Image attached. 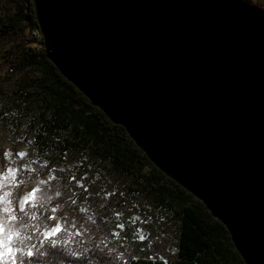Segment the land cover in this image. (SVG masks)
Instances as JSON below:
<instances>
[{"label":"water","instance_id":"obj_1","mask_svg":"<svg viewBox=\"0 0 264 264\" xmlns=\"http://www.w3.org/2000/svg\"><path fill=\"white\" fill-rule=\"evenodd\" d=\"M45 54L264 264V8L33 0Z\"/></svg>","mask_w":264,"mask_h":264},{"label":"trees","instance_id":"obj_2","mask_svg":"<svg viewBox=\"0 0 264 264\" xmlns=\"http://www.w3.org/2000/svg\"><path fill=\"white\" fill-rule=\"evenodd\" d=\"M0 55L5 56V65L12 70L36 67L41 71L37 82L25 76L21 85L36 83L43 87V109L36 113L29 104L25 108L32 112L30 150L37 148L45 159L29 167H14L22 169L18 175L25 179L24 184L54 174L43 189L53 199L43 209H34L38 220L33 223L49 225L51 220L40 217L53 216L54 207L59 206L57 211L72 209V215L62 222L64 231L56 237L58 246L50 247L45 241L33 258H25L26 264H246L225 225L198 199L177 213L173 243L165 240L162 243L166 244L158 248L150 240L129 243L126 239L131 237L127 236L107 245L119 235L113 233L119 230L113 215L119 210V192H113L109 199L101 193L102 187L109 185L107 177L137 185L156 207L166 206L165 197L171 193L182 200L194 195L158 169L126 129L113 123L48 59L33 0H0ZM152 181L158 184L159 196L146 190ZM21 186L15 189L16 193L20 194ZM57 192L61 193L59 197ZM75 201L90 207L93 215L87 217ZM42 232L43 228L31 243L39 247Z\"/></svg>","mask_w":264,"mask_h":264},{"label":"rangeland","instance_id":"obj_3","mask_svg":"<svg viewBox=\"0 0 264 264\" xmlns=\"http://www.w3.org/2000/svg\"><path fill=\"white\" fill-rule=\"evenodd\" d=\"M251 1L264 8V0ZM4 61L5 56L0 55V63H2L0 64V169L5 166L14 168L16 164L20 167H29L34 163H41L45 158L37 148L30 150L33 134L29 132V119L32 112L25 107L26 104H29L36 113L40 112L43 109L42 106L45 105V94L43 87L36 83L34 85L21 84L25 76L29 81L37 82L41 71L36 67L11 70ZM20 153L25 155L21 156ZM90 167L95 166L90 164ZM97 171L101 170L97 169ZM53 177L54 174L49 173L28 184H22L19 195L27 194L37 187L43 190L49 186ZM41 180L46 183H39ZM106 180L109 185L105 184L101 192L104 199H109L112 194L119 192V210L113 214L114 220L118 221L117 229H119L113 233L118 235L119 232V235L115 240L109 241L107 245H114L127 236L131 237L129 240L126 239L129 243H132V240L139 242L150 240L153 245L157 244L158 248L166 243H173L176 235L177 213L183 206L193 203L197 199L193 196L191 199L182 200L175 193H171L169 198L165 197L166 206L156 207L153 199L143 196L137 185L123 182L120 179L118 183L109 177ZM167 186L174 191V187L169 182H167ZM157 187L158 184L152 181L147 185L146 190L152 196H159ZM74 204L81 207V211L87 217L93 215V211L86 204L77 203V201ZM68 215H72V209L69 207L55 212L53 216L56 219L51 220L48 225L49 229L57 224L62 226L63 220ZM141 235L144 236L143 240L140 239ZM165 240H167L166 243H162Z\"/></svg>","mask_w":264,"mask_h":264},{"label":"snow or ice","instance_id":"obj_4","mask_svg":"<svg viewBox=\"0 0 264 264\" xmlns=\"http://www.w3.org/2000/svg\"><path fill=\"white\" fill-rule=\"evenodd\" d=\"M20 155L25 154L20 153ZM21 171L19 167L5 166L4 169H0V213H2L0 215V262L3 264H26L25 258L29 260L33 258L36 252L44 247L45 241L49 242L50 247H57L60 241L56 237L64 231L59 224L49 229L47 224L33 223L38 220V213L34 209H43L53 197L39 187L22 196L16 193L15 189L25 183V179L18 175ZM39 183L46 182L41 180ZM55 195L59 197L61 193L57 192ZM58 207L52 208L51 211L56 212ZM40 219L55 220L56 217L43 215ZM72 226L75 227L74 224ZM42 228L43 239L39 241L38 247L31 241ZM140 239L143 240L144 236L141 235Z\"/></svg>","mask_w":264,"mask_h":264},{"label":"built area","instance_id":"obj_5","mask_svg":"<svg viewBox=\"0 0 264 264\" xmlns=\"http://www.w3.org/2000/svg\"><path fill=\"white\" fill-rule=\"evenodd\" d=\"M11 70H12V68H11Z\"/></svg>","mask_w":264,"mask_h":264}]
</instances>
